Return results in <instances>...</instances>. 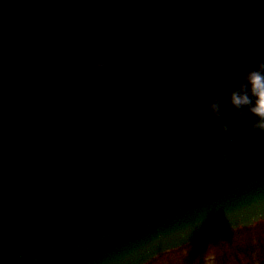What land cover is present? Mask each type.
Here are the masks:
<instances>
[{
  "label": "water",
  "instance_id": "obj_1",
  "mask_svg": "<svg viewBox=\"0 0 264 264\" xmlns=\"http://www.w3.org/2000/svg\"><path fill=\"white\" fill-rule=\"evenodd\" d=\"M261 58L264 0H0V264H145L264 220V132L225 87Z\"/></svg>",
  "mask_w": 264,
  "mask_h": 264
},
{
  "label": "rangeland",
  "instance_id": "obj_2",
  "mask_svg": "<svg viewBox=\"0 0 264 264\" xmlns=\"http://www.w3.org/2000/svg\"><path fill=\"white\" fill-rule=\"evenodd\" d=\"M259 222L188 243L145 264H264V224Z\"/></svg>",
  "mask_w": 264,
  "mask_h": 264
},
{
  "label": "clouds",
  "instance_id": "obj_3",
  "mask_svg": "<svg viewBox=\"0 0 264 264\" xmlns=\"http://www.w3.org/2000/svg\"><path fill=\"white\" fill-rule=\"evenodd\" d=\"M121 31L124 35L132 29V20L125 19L122 21ZM96 68L99 73L105 74L110 78H119L122 73L119 70L107 71L106 63L103 61L96 62ZM82 71L78 74V79H82L84 74L92 71L88 64L81 65ZM243 83L240 84L239 88L232 87L230 84H225V87L231 93L230 102L233 108L238 111L239 115H243V112L239 111L243 108H247L248 111L257 119L252 123L251 127L254 130L264 132V58H261L257 62L255 69L248 71L243 76ZM81 94L84 98L88 96V90L82 89ZM210 110L218 120H222L225 116V111L218 98H214L210 103ZM206 114L197 116L192 120L191 126L193 129H199L205 124ZM239 127V125H237ZM223 132L226 134L228 143H236V133L229 129L225 124H221ZM217 143L215 134H212L211 144L214 146ZM223 160L227 162L228 152L223 154ZM165 179H169L172 175L171 171L163 173Z\"/></svg>",
  "mask_w": 264,
  "mask_h": 264
},
{
  "label": "trees",
  "instance_id": "obj_4",
  "mask_svg": "<svg viewBox=\"0 0 264 264\" xmlns=\"http://www.w3.org/2000/svg\"><path fill=\"white\" fill-rule=\"evenodd\" d=\"M259 224H264V221H260ZM252 227L246 228V230H248V229L250 230V228L252 229Z\"/></svg>",
  "mask_w": 264,
  "mask_h": 264
},
{
  "label": "bare ground",
  "instance_id": "obj_5",
  "mask_svg": "<svg viewBox=\"0 0 264 264\" xmlns=\"http://www.w3.org/2000/svg\"><path fill=\"white\" fill-rule=\"evenodd\" d=\"M240 228H245V227H240ZM239 230H242V229H239ZM246 231V230H245ZM204 239V238H203ZM197 241V240H196ZM194 242V241H193ZM191 243V242H190ZM176 249V248H175ZM172 250H174V249H172ZM169 251H171V250H169ZM167 252V251H166ZM165 253V252H164ZM163 254V253H162ZM161 255V254H160ZM159 256V255H158ZM153 260V259H152ZM150 262V261H149Z\"/></svg>",
  "mask_w": 264,
  "mask_h": 264
}]
</instances>
